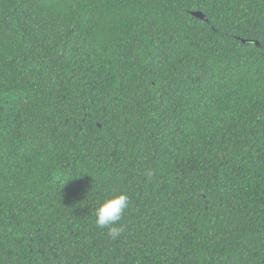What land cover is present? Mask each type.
Here are the masks:
<instances>
[{"label": "trees", "instance_id": "16d2710c", "mask_svg": "<svg viewBox=\"0 0 264 264\" xmlns=\"http://www.w3.org/2000/svg\"><path fill=\"white\" fill-rule=\"evenodd\" d=\"M0 264H264V0H0Z\"/></svg>", "mask_w": 264, "mask_h": 264}, {"label": "clouds", "instance_id": "9594fccd", "mask_svg": "<svg viewBox=\"0 0 264 264\" xmlns=\"http://www.w3.org/2000/svg\"><path fill=\"white\" fill-rule=\"evenodd\" d=\"M129 206L130 197L127 193L106 197L95 210L96 226L100 229H107V235L111 239L119 238L125 231V226L120 222Z\"/></svg>", "mask_w": 264, "mask_h": 264}, {"label": "water", "instance_id": "95a60500", "mask_svg": "<svg viewBox=\"0 0 264 264\" xmlns=\"http://www.w3.org/2000/svg\"><path fill=\"white\" fill-rule=\"evenodd\" d=\"M195 15H197V16H202V14H201V13H195Z\"/></svg>", "mask_w": 264, "mask_h": 264}]
</instances>
